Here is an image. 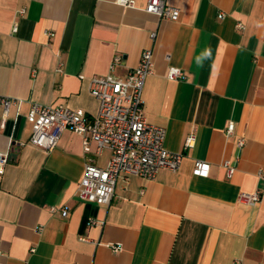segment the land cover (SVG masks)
<instances>
[{
  "label": "crops",
  "instance_id": "crops-1",
  "mask_svg": "<svg viewBox=\"0 0 264 264\" xmlns=\"http://www.w3.org/2000/svg\"><path fill=\"white\" fill-rule=\"evenodd\" d=\"M145 3L0 0V95L16 100L0 112V264H264V0H174L176 21ZM145 49V116L183 154L180 167L119 177L108 205L82 200L84 163L105 166L110 151L91 142L85 153L69 129L42 150L26 113L37 102L95 115L89 77L123 75ZM170 66L185 77L168 79ZM195 160L207 176L192 174ZM254 191L256 203L240 200Z\"/></svg>",
  "mask_w": 264,
  "mask_h": 264
},
{
  "label": "built area",
  "instance_id": "built-area-1",
  "mask_svg": "<svg viewBox=\"0 0 264 264\" xmlns=\"http://www.w3.org/2000/svg\"><path fill=\"white\" fill-rule=\"evenodd\" d=\"M125 7H134L135 0H115ZM174 0H146L144 10L159 18L178 20L180 9ZM242 28L241 24H238ZM152 33L151 37L154 38ZM119 57L114 58L118 62ZM113 62V63H114ZM153 72L152 50L141 52L138 64L123 75H92L88 79V89L98 101V111L89 116L82 108H71L65 105L51 106L31 103L26 119L31 125L28 142L45 151L52 150L61 133L69 129L81 136L83 151L90 152L91 142L95 143V154L103 149L110 151L105 166H98L89 158L84 163L83 173L77 184V196L86 201L108 205L113 197L117 179L129 176L153 178L161 169L176 171L180 167L183 154L172 152L164 145L165 129L149 122L143 106V88L149 74ZM166 76L168 79H182V70L170 66ZM16 104L14 98L0 95L1 118L4 119L11 106ZM234 123L229 122L226 134L233 131ZM195 136L189 134L184 140V147H192ZM242 144V140H239ZM7 153L0 152V173L7 162ZM228 175L233 168L228 161L223 163ZM210 165L204 160H195L192 174L205 177L209 174ZM260 199V193L241 192L240 200L254 204ZM56 211V207H51ZM67 215L65 209L61 210ZM93 223V220H89ZM87 240L86 237H80ZM113 252L121 250L120 245H112ZM170 264V263H169Z\"/></svg>",
  "mask_w": 264,
  "mask_h": 264
}]
</instances>
